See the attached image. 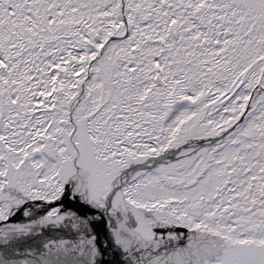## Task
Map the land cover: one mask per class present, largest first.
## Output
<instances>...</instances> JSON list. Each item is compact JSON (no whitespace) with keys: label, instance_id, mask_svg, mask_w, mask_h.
<instances>
[{"label":"snow or ice","instance_id":"1","mask_svg":"<svg viewBox=\"0 0 264 264\" xmlns=\"http://www.w3.org/2000/svg\"><path fill=\"white\" fill-rule=\"evenodd\" d=\"M0 264H264V0H0Z\"/></svg>","mask_w":264,"mask_h":264},{"label":"water","instance_id":"2","mask_svg":"<svg viewBox=\"0 0 264 264\" xmlns=\"http://www.w3.org/2000/svg\"><path fill=\"white\" fill-rule=\"evenodd\" d=\"M97 232L99 233V235H100L101 239H103V238H104V235H105V233H104L103 229H102V228H99V227H97ZM111 259H112V256H111V254H109V255L105 256V261H106V262H107V261H109V260H111Z\"/></svg>","mask_w":264,"mask_h":264}]
</instances>
